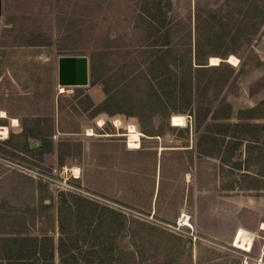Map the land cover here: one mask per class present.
Listing matches in <instances>:
<instances>
[{
    "label": "rangeland",
    "instance_id": "rangeland-1",
    "mask_svg": "<svg viewBox=\"0 0 264 264\" xmlns=\"http://www.w3.org/2000/svg\"><path fill=\"white\" fill-rule=\"evenodd\" d=\"M233 3L239 8L234 5L229 7L225 0H2L0 125L8 126L9 134L0 137V170L12 174L24 173L37 179L39 184L48 183L49 187L45 185L40 193L39 204L23 207V210L39 215L43 226L38 221L37 228L48 232L51 230L56 239L60 238L61 232L58 230L57 234L56 207H60V212L67 211L68 208L65 210L61 207L65 204L63 201H70V209L78 214L77 209L73 208L75 202L84 206L89 199V191L82 188L79 179L82 159H59L55 164L52 153H49L56 144L54 132L59 123L64 133L87 132L82 124V120L87 121L90 115L85 111L91 104L85 93L86 88L63 86L64 91L61 90L58 59L62 55H85L78 53L83 52L84 43L91 41L85 38L86 30L83 28L89 25L86 21L88 16L95 21L101 10L106 12L110 8L107 17H117L131 11L134 18L144 12L151 19L162 13L165 17L168 15L172 46L169 60L176 57L198 66L196 55L199 52L206 66H209L200 82L202 87L209 81L205 95L200 97L203 106H192L188 112H184L177 109L182 106L179 101H171L172 112L191 116L188 127H173L170 124L168 129H155L161 133L167 130L168 134L181 139H190L175 142L174 145H192L197 150L195 154L190 151L187 155L178 156L177 153L170 155L165 152L157 156L144 151L123 150L122 155L117 156L115 180L107 178L104 183L107 191L120 186L124 200L140 195L145 204H153L156 211L160 208L166 186L170 185L169 172L171 175L181 170L191 172L196 186L188 189L186 211L191 214L194 230L187 227L173 229L169 224L177 225L176 221L163 223L156 214L136 212L124 206L121 225L118 223L119 214L114 216L118 223L115 242L118 255H105L106 250L84 246V227L82 231L60 240L64 256L56 255L55 264H258L261 259L264 264V229L260 228L264 222V22L242 29L240 21L245 10H241L242 6L235 0ZM217 9L220 12L215 11ZM208 10L215 11L214 15L220 13L225 23L221 30H213L214 34L206 32L204 25L198 28L197 12L209 19L208 15L211 14L207 13ZM212 56L220 57L223 61L220 70L211 65ZM229 56L233 59L232 64L228 61ZM230 67L234 71L226 82L225 75L230 73ZM201 90H204L203 87ZM136 99V96L129 97L127 101L124 99V109L129 110L133 105L131 102L137 104ZM211 100L215 102L209 106ZM208 109L213 111L204 119ZM4 111L6 117L1 116ZM251 114L255 117L246 118ZM224 116H229V119ZM14 119L19 123L14 125ZM33 121L37 122L45 136L49 135L51 143L50 147H45L44 153L34 156L27 153L25 143L38 141L37 147H40L43 145L42 139H26L21 135L25 123L28 128ZM225 121L232 123L229 129L228 126L217 125ZM128 130L126 122L116 129L108 120L101 132L106 138L121 134L122 139L127 141ZM70 137L75 136H69V133L60 136L62 140L59 143ZM166 140L163 137V141ZM149 141L151 143L147 144L151 146L158 144V141ZM72 164L80 167V173L68 180L77 188L75 190L55 180L40 178L35 173L40 171L56 180L65 181L60 171L63 166ZM182 182L180 178L173 183L180 193ZM91 198L115 207V199L107 195ZM44 199L48 201L46 205L50 206L47 209H42ZM19 203L17 197L9 201V205L14 207ZM104 212L101 210L102 215H109L108 211ZM17 225L15 227H19ZM30 226L25 230L38 232L35 226ZM240 227L256 235L251 251L233 245ZM70 250L77 251V258L70 254ZM94 251L100 255H95ZM5 261L10 263L9 260Z\"/></svg>",
    "mask_w": 264,
    "mask_h": 264
},
{
    "label": "crops",
    "instance_id": "crops-1",
    "mask_svg": "<svg viewBox=\"0 0 264 264\" xmlns=\"http://www.w3.org/2000/svg\"><path fill=\"white\" fill-rule=\"evenodd\" d=\"M106 10V12L101 10L98 19H95V21L91 19V16L86 19L89 25L83 27L86 30L84 35L86 39L91 41L84 43L82 45L84 47L83 52L78 53L87 55L89 59V83L84 86L86 88L85 93L91 103L85 111L90 115L87 116V121L82 120L83 127L87 129V132L64 133L60 130L59 123L54 132V142L56 144L52 147V152H49L52 153L53 163L55 164L59 162V159L61 161H74L77 157L82 159L79 179L82 188L89 191V195H87L89 199H86L87 201L84 202L86 205L84 206L77 202H75L76 205H73L79 215L73 213L70 209L72 208L69 207L70 201H63L65 204L61 207L65 210L68 208L67 211L60 212V207H56L58 213L55 220L57 234H59L58 230L61 231L60 238L56 239L51 230L48 232L46 229L37 228L38 221H40L41 227L43 226V221L41 218V220L39 219V215L36 216L35 212L32 215L30 214L31 211L23 210L26 207L29 208L39 204L40 193L44 190L45 185L49 187L48 183L39 184L38 180L32 176L24 173L12 174L1 169L0 255L15 257L6 258V260H9V264H55L57 256H64L60 240L63 241L66 238L65 236L82 231L84 227H86L83 235L84 246L106 250L103 253L105 255H118L115 243L117 224L121 225L122 208L124 206L136 212L147 211L156 214L163 223L176 221L181 213L191 215L186 211L189 200L188 189L190 190L196 186V181L191 179L192 173L186 170L178 171L176 175L172 172L173 175H171L169 172L168 182L170 185L166 186L162 203L156 211L153 204L152 206L145 204L140 195L134 196V199L128 201L124 200L120 186H115V188L108 191L106 189L104 183L107 178H114L115 180L118 169L117 156L122 155L123 150L126 152L144 151L157 154V156L165 152L170 155L177 153L179 156L191 152L195 154L197 151L192 145L183 143L178 146L174 145L175 142L190 139H181L179 136L170 135L167 130L165 133L155 131L158 127L168 129L170 124L173 127H188V114L172 112L171 101H179L182 106L177 109L184 112H188L189 108L196 106L191 104L187 107V101L184 98L186 97V90L165 88L164 86L165 78L170 79L171 76L169 69L173 67L178 70L174 63L182 61L176 57L169 60V55L172 52L169 40V16L166 15L165 17L162 13L151 19L152 17L144 12L134 18L131 11L117 17L111 15L107 17L111 8ZM94 17L96 16L94 15ZM83 28H81L82 32L84 31ZM78 31L75 33H78ZM167 33L168 37H166ZM152 40L154 42H151ZM91 43L93 45H89ZM172 90L174 92L173 97H171ZM131 96H136L138 102L137 104L131 102L133 105H130L129 110H125L126 103L124 101H127ZM108 120L116 129L122 126L123 122L127 123V127L134 125L141 135L140 146L129 147L127 141L122 139V135L117 133L114 134V138H106L107 136L101 131L104 130ZM91 131L93 133H89ZM68 133L69 136L74 135L75 137L63 139L64 142L59 143L62 140L60 136ZM127 134L129 135V133ZM163 137L167 140L163 141ZM149 140L158 141V144L151 146L147 144V142L151 143ZM72 165L79 166L78 164ZM180 178L183 181L182 187L179 188H182L181 193L173 186V183ZM193 189L195 193V188ZM137 192L140 193V191ZM91 195L100 198H103L104 195L112 197L115 199V207L100 200L92 199ZM14 197H17L20 201L16 205L17 208L9 205L10 199ZM116 200H119V202ZM47 202L44 199L45 204L42 205V209L50 207L46 205ZM17 209L19 211H16ZM101 210L103 212L108 211L109 215H102ZM73 211L76 212L75 209ZM117 214H119L118 223L117 218L114 217ZM17 224L19 227H15ZM30 225L35 226L38 232H32L30 229L25 230L31 227ZM103 235L105 236L101 239ZM32 239L36 241V245L31 243L33 242ZM94 253L100 255L96 251ZM262 253L264 254V249ZM70 254L77 258V251L70 250ZM23 255L28 256V258L25 260L18 258ZM261 260L263 261V259ZM3 262L7 264V261L3 260Z\"/></svg>",
    "mask_w": 264,
    "mask_h": 264
},
{
    "label": "trees",
    "instance_id": "trees-1",
    "mask_svg": "<svg viewBox=\"0 0 264 264\" xmlns=\"http://www.w3.org/2000/svg\"><path fill=\"white\" fill-rule=\"evenodd\" d=\"M227 3V5H234L237 6L236 4H231L233 0H225ZM235 2H238L242 7H240L241 10H245L242 14L241 17V23L243 24V28L242 29H247L249 28V26L251 24H257L260 25V22H264V0H235ZM239 8V7H238ZM220 9H217L215 11H218ZM214 11V12H215ZM210 10L207 11L209 16V19L205 17H203L202 14L197 12V22H198V28H201V25H204L206 32L208 33H213L216 31L221 30L220 28H223L225 26L224 21L222 20L223 16L220 15V13L218 15H214V12H212ZM220 12V11H218ZM214 30V32H213ZM223 31V30H222ZM221 31V32H222ZM196 64L198 66H194L192 61H187V63H185V61H181L180 64L179 63H174V66L177 69H180V73H178L177 70H175L173 67L169 69L170 72V79L165 78V88L166 87H170V88H181V90H186V105L187 107H189L191 104H195L198 108L199 106H203L202 102L200 100L201 96H204L206 93V90L208 89V84L209 81L206 82L205 85H202L203 87V91L201 90V78L202 75L209 69V66H206L205 60L201 58V55L198 54L196 55ZM222 64L223 61L219 64V65H213L215 67L216 70H220L222 68ZM230 73L225 75V81L227 82L230 78V74L234 71L233 67L229 68ZM167 74V71H166ZM222 82V81H221ZM160 86H162L161 83H159ZM204 84V83H203ZM216 86H219V81L216 82ZM173 90H172V95L171 97H173ZM184 93V92H183ZM182 93V94H183ZM215 100H211L209 101V106L210 104L212 105V103H214ZM211 110H207V112L205 113L204 119L207 118L210 115ZM214 115V114H213ZM215 117V115H214ZM224 117H228L229 116H224ZM224 117H220V118H224ZM240 117H244V116H240ZM255 117V115L251 114L249 116H247L246 118L251 119ZM218 118V117H217ZM218 126H228L227 128L229 129L230 126L232 125V123L225 121V122H219L217 123ZM226 130V129H225ZM228 132V130H226ZM222 132V131H221ZM21 135L26 138L29 139L30 137L32 138H40L43 141V145H41L40 147L37 148H32L30 143H25V149L27 151V153L31 154V155H38V154H42L44 152L45 147H50L51 143H50V137L49 135L45 136L43 130L37 125L36 121L31 122L30 127L27 128V125L25 123L23 130L21 131ZM33 240V239H32ZM33 245H36V241L33 240V242H31ZM6 258H15V257H5L3 255H0V262H3V260H6ZM18 258H23L24 260L28 258V256L23 255L21 257ZM0 264H4V263H0Z\"/></svg>",
    "mask_w": 264,
    "mask_h": 264
},
{
    "label": "water",
    "instance_id": "water-1",
    "mask_svg": "<svg viewBox=\"0 0 264 264\" xmlns=\"http://www.w3.org/2000/svg\"><path fill=\"white\" fill-rule=\"evenodd\" d=\"M2 0H0V13ZM58 83L60 86H84L89 83V59L87 55H62L58 63ZM32 148L38 141L30 143Z\"/></svg>",
    "mask_w": 264,
    "mask_h": 264
},
{
    "label": "bare ground",
    "instance_id": "bare-ground-1",
    "mask_svg": "<svg viewBox=\"0 0 264 264\" xmlns=\"http://www.w3.org/2000/svg\"><path fill=\"white\" fill-rule=\"evenodd\" d=\"M228 61L229 63L232 64L233 59L230 58V56L228 57ZM221 59L220 57L217 56H212L211 57V65H219L221 63ZM61 90L64 91V87H61ZM2 117H6L7 114L5 113V111L2 113L1 115ZM19 121L17 119L13 120V124H18ZM129 144L131 147H138L140 146L141 143V135L138 131V129L132 125L129 129ZM89 133H93L92 131ZM9 134V128L6 125H0V137H7ZM188 215V214H187ZM185 215H184V219H185ZM189 217V216H188ZM190 218V217H189ZM261 229H264V222L261 223ZM255 234L253 232H249L248 230H246L243 227H240L237 231L236 234L234 236L233 239V245L242 248L246 251H251L254 245V239H255ZM258 264H262V260H260V262Z\"/></svg>",
    "mask_w": 264,
    "mask_h": 264
},
{
    "label": "built area",
    "instance_id": "built-area-1",
    "mask_svg": "<svg viewBox=\"0 0 264 264\" xmlns=\"http://www.w3.org/2000/svg\"><path fill=\"white\" fill-rule=\"evenodd\" d=\"M189 117H191V116H189ZM128 129H130V127H128ZM129 139H130V137H129V135H127V145L129 147H131L130 144H129ZM132 148H134V147H132ZM54 170H55V172H58L57 169H54ZM35 173L40 178L43 177V178H45V180H47V179L48 180H55L58 184H60V185L62 184V185H64V187H68V188H71L72 190H75L77 188L75 186H73L70 182H68V180H71V177L75 178L80 173V167L77 166V165L63 166L61 171H60V173L64 174L65 181H62V180H59V179L56 180L54 177H52V176H50L48 174H45L43 172H40V171H36ZM184 215L186 216L185 219H184ZM176 224L177 225L169 224V226L172 227L173 229H178V230L179 229L181 230V227H187L190 230H194L193 223L191 222V215H187L186 213H181L178 216V218L176 220ZM192 235H193V233H192ZM194 237L197 238L198 236L194 235Z\"/></svg>",
    "mask_w": 264,
    "mask_h": 264
}]
</instances>
